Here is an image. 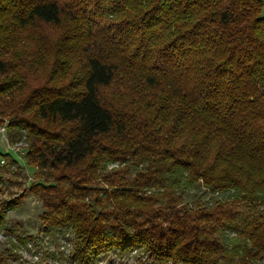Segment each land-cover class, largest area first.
Masks as SVG:
<instances>
[{"label": "trees", "instance_id": "trees-1", "mask_svg": "<svg viewBox=\"0 0 264 264\" xmlns=\"http://www.w3.org/2000/svg\"><path fill=\"white\" fill-rule=\"evenodd\" d=\"M263 9L0 0V125L12 142L27 137L45 228L75 232L79 264L108 253H137L138 264L264 259ZM104 156L122 166L102 196L89 181ZM201 184L233 199L184 204ZM16 204L0 209V232Z\"/></svg>", "mask_w": 264, "mask_h": 264}, {"label": "rangeland", "instance_id": "rangeland-1", "mask_svg": "<svg viewBox=\"0 0 264 264\" xmlns=\"http://www.w3.org/2000/svg\"><path fill=\"white\" fill-rule=\"evenodd\" d=\"M7 125L8 120L0 125V161L4 159L2 155L8 154L18 163L9 167L5 161L0 165L5 182L0 192V209L8 202L17 201V204L7 211L6 227L0 232V264H79L74 255L75 232L70 228H45L41 217L44 212L42 201L30 191L38 168L29 162V141L24 134L21 139L12 142ZM17 147L20 148L15 151ZM120 164L119 159L111 160L109 156H104L89 181L90 187L99 189L102 196L105 191L111 192L110 177L122 166ZM233 195V191L211 192L201 184L185 193L184 204L211 207L220 201L232 200ZM9 228L13 232H9ZM29 236L26 243L19 242V237ZM144 259L137 253H108L96 264H138ZM252 264H264V259Z\"/></svg>", "mask_w": 264, "mask_h": 264}, {"label": "built area", "instance_id": "built-area-1", "mask_svg": "<svg viewBox=\"0 0 264 264\" xmlns=\"http://www.w3.org/2000/svg\"><path fill=\"white\" fill-rule=\"evenodd\" d=\"M19 148H20V147H19ZM19 148H18V147L15 148V151L18 150ZM4 163H5V159H2V160L0 161V164H4Z\"/></svg>", "mask_w": 264, "mask_h": 264}]
</instances>
